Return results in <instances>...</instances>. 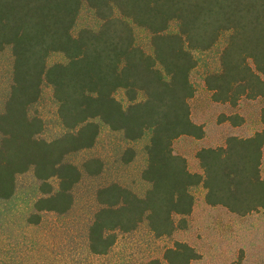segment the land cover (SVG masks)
I'll return each mask as SVG.
<instances>
[{
  "label": "trees",
  "instance_id": "16d2710c",
  "mask_svg": "<svg viewBox=\"0 0 264 264\" xmlns=\"http://www.w3.org/2000/svg\"><path fill=\"white\" fill-rule=\"evenodd\" d=\"M83 6L99 25L74 32ZM133 26L149 32L151 52L135 42ZM225 32L219 68L204 78L211 100L235 108L242 99L264 98V0H0V52L11 55L0 111V199L11 198L17 177L30 171L38 195L28 220L66 213L83 174L103 168L98 157L78 165L67 156L92 148L104 127L127 141L148 135L140 173L148 187L142 195L118 182L96 190L98 206L87 230L92 254H107L119 234L143 222L155 237L185 229L194 187L204 190L208 205L239 216L264 209V104L260 129L196 151L198 172L173 149L179 137L204 136L203 125L191 119L189 74L195 52L209 50ZM54 53L62 60L48 63ZM45 87L62 129L51 139L42 136L45 124L35 109ZM120 91L124 101L116 96ZM218 121L236 126L243 118L220 114ZM134 153L125 148L122 161ZM198 257L179 240L162 254L167 264H192ZM141 264L162 263L154 257Z\"/></svg>",
  "mask_w": 264,
  "mask_h": 264
},
{
  "label": "rangeland",
  "instance_id": "374dc122",
  "mask_svg": "<svg viewBox=\"0 0 264 264\" xmlns=\"http://www.w3.org/2000/svg\"><path fill=\"white\" fill-rule=\"evenodd\" d=\"M98 25L99 20L92 10L83 6L73 31L83 27L95 29ZM133 29L135 42L146 52H151L149 32L137 26ZM226 39L225 32L209 50L196 51L197 65L189 74L195 88V94L189 100L191 119L203 125L204 136L200 139L179 137L174 141L173 149L186 158L188 168L193 172L199 171L195 157L199 148L222 145L230 135L248 136L262 127L259 111L264 98L242 99L233 108L212 101L204 85L205 76L219 68L218 56ZM60 60L62 56L54 53L49 56L48 63ZM10 78L11 55L5 49L0 52V111ZM116 96L125 100L122 91ZM55 107L51 90L45 87L35 109L43 118L42 136L46 139L62 132ZM236 113L243 118L239 125L218 121L220 114ZM147 141V134L141 139L127 141L121 133L102 127L92 148L67 156L78 165L89 157H98L103 162L101 173L83 174L73 188V204L66 213H44L34 224L28 216L38 195L37 183L30 171L19 175L14 195L0 199V264H141L154 257L167 264L162 254L175 240L187 242L199 254L192 264H264V209L245 216L233 214L223 207L208 205L204 201V190L199 186L192 188L194 206L185 229L177 230L171 236L155 237L143 222L137 229L119 234L107 254L90 252L87 230L98 206L96 190L104 184L118 182L142 195L148 187L140 177L146 164L144 147ZM127 147H132L135 153L133 159L125 163L121 156ZM262 151L260 168L264 178V145Z\"/></svg>",
  "mask_w": 264,
  "mask_h": 264
}]
</instances>
